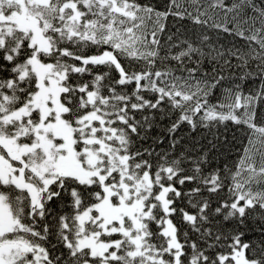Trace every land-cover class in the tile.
<instances>
[{
    "label": "trees",
    "instance_id": "16d2710c",
    "mask_svg": "<svg viewBox=\"0 0 264 264\" xmlns=\"http://www.w3.org/2000/svg\"><path fill=\"white\" fill-rule=\"evenodd\" d=\"M162 2L167 6L159 9ZM75 5L79 19L72 17ZM30 10L50 43L39 56L64 70L66 117L73 121L95 110L111 118L107 122L119 135L113 140L127 156L129 181L146 169L154 176L172 168L160 180L176 187L168 197L180 264H264V0H50ZM253 16L256 20L248 21ZM191 32L206 33L204 47L190 40ZM34 50L29 33L17 28L0 41V133L18 138L12 130L19 118H2L37 89L27 62ZM105 50L118 64L81 60ZM252 88L257 92L249 93ZM150 114L161 123L139 128ZM27 138L35 140L33 129ZM0 151L7 154L1 140ZM106 180L118 181V173ZM45 188L40 206L27 188L0 181L17 219L2 237L26 244L16 261L38 264L37 250L41 264L98 261L100 256H91L87 247L74 249L67 239L77 236L78 212L103 195L100 181L64 174ZM189 195L200 201L185 199ZM164 214L154 204L144 220L142 252L125 251L114 262L171 264L174 248L162 231ZM96 225L97 220L86 221V228ZM237 241L245 242L251 263L221 260Z\"/></svg>",
    "mask_w": 264,
    "mask_h": 264
},
{
    "label": "rangeland",
    "instance_id": "374dc122",
    "mask_svg": "<svg viewBox=\"0 0 264 264\" xmlns=\"http://www.w3.org/2000/svg\"><path fill=\"white\" fill-rule=\"evenodd\" d=\"M6 1L10 0H0V41L12 28L29 33L35 50L27 62L36 73L37 89L28 102L3 115L5 122L19 118L12 131L19 132L23 138L18 134L19 141L17 134L0 133V140L7 149V154L0 151V180L27 188L32 201L40 206L41 193L47 183L60 175L71 174L81 181L96 177L100 181L103 195L78 212L77 236L73 241L67 239L74 249L87 247L91 256H100L98 262L84 260L81 264H119L113 260L125 253V249L119 250L121 241L126 244L129 255L141 253L144 220L158 201L165 212L162 231L174 248L173 264H180L181 247L169 214L170 198L167 195L170 189L176 188L175 185L161 181L159 174L152 176L148 169L140 178L127 179L130 177L127 156L118 150L120 146L113 140L119 141V135L107 122L111 118L95 110L73 121L66 117V104L61 99L64 70L54 68L39 56L38 51L49 50L50 43L30 10L32 4H47L49 0H14L16 6L13 9L2 6ZM80 14L81 10L76 6L72 17L79 19ZM81 60H110L118 64L111 50L85 55ZM25 70L23 68V72ZM30 129L35 131L34 141L27 138ZM114 172L118 173V181H107L106 177ZM186 216L191 218L193 215L187 213ZM88 220H97L96 228H86ZM16 223L4 193L0 192V264H30L29 259L23 263L16 261L26 253V244L2 237ZM245 245V242L237 241L233 251L221 255V259L229 255L235 263H251L253 259L247 257ZM38 252H34L35 261L41 264L43 255Z\"/></svg>",
    "mask_w": 264,
    "mask_h": 264
},
{
    "label": "bare ground",
    "instance_id": "6f19581e",
    "mask_svg": "<svg viewBox=\"0 0 264 264\" xmlns=\"http://www.w3.org/2000/svg\"><path fill=\"white\" fill-rule=\"evenodd\" d=\"M231 3H235V1H231ZM165 6H167L165 3H161L160 5H158V8L159 9H161V8H165ZM255 18H257L256 16H253L252 17V19L253 20H248V21H255L256 19ZM249 19H251V18H249ZM173 20V22H175L176 23V21L174 20V19H172ZM191 34H192V38L193 39H190L196 46H198L199 48H202V47H204L205 46V43L207 42V39L209 38L207 35H206V33H204V32H191ZM202 35H206V37L205 38H203L202 37ZM228 38H229V40H231L234 44H238V39H237V36L233 33L232 34V32H228ZM176 65V67L177 68H179V69H182V67H180V65L179 64H175ZM183 70V69H182ZM198 72V75L200 76V77H202V76H204V72L202 71V72H200V71H197ZM211 80H214L213 78H211ZM250 82L251 81H248V80H246V85H251L250 84ZM249 93H256L257 92V88H252V89H250L249 91H248ZM168 109V108H167ZM170 110V109H169ZM171 111V110H170ZM155 123H157V124H159V123H161L160 122V120L159 119H157L154 115H152V114H150V115H147L146 117H144L143 119H141L140 121H139V128H141L144 124H148V125H151V126H153V125H155ZM163 172H160L159 173V175H161V176H163V175H169V173L170 172H172V168L170 169V168H167V169H164V170H162ZM185 199H194L195 200V202H199L200 201V199H199V197L198 196H196V195H189V196H187Z\"/></svg>",
    "mask_w": 264,
    "mask_h": 264
}]
</instances>
